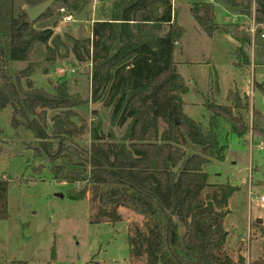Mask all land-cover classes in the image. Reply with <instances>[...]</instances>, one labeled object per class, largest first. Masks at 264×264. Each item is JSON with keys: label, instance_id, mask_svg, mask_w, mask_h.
Returning a JSON list of instances; mask_svg holds the SVG:
<instances>
[{"label": "trees", "instance_id": "16d2710c", "mask_svg": "<svg viewBox=\"0 0 264 264\" xmlns=\"http://www.w3.org/2000/svg\"><path fill=\"white\" fill-rule=\"evenodd\" d=\"M22 1L31 7L46 0ZM85 1L54 0L51 6L58 5L64 13L77 12ZM190 1L191 19L211 39L218 29L212 4ZM223 1L241 15L253 16L255 24H264V0ZM49 8L39 19L50 16ZM113 9L110 20L92 24L90 39L69 38L75 59L82 62L86 56L91 63L89 99L80 100L72 99L64 84L51 93L30 79L33 47L47 45L52 30L34 29L35 22H29L26 12L17 17L1 12L0 110L9 108L11 126H24L42 141L52 163L48 167L51 177L73 185L70 198L85 201L91 192V201L98 204L94 222L119 221V207L143 217L145 230L135 228L128 239L131 256L146 258L142 264H240L225 247L221 210L237 187L208 183L202 170L213 156L217 138L214 133L203 134L200 124L183 111L182 97L188 86L178 72L174 51L184 29L174 17L171 0H119ZM235 53L247 63L241 47ZM10 62H27L28 66L10 74ZM89 100L111 107L106 137L96 120L90 124L91 142L86 149L65 145V139L85 134L88 122L74 107ZM206 107L211 112L209 121L225 119L239 137L247 132V123L234 106L211 101ZM52 110L57 112L48 132L47 112ZM159 120L166 123L162 131ZM124 125L125 133L115 141L113 127ZM49 138L57 139L56 148L49 147ZM189 142L200 151L186 155ZM57 159L60 163L54 164ZM5 208L0 188V219L5 217ZM175 218L184 228L181 235ZM8 264L26 262L13 259Z\"/></svg>", "mask_w": 264, "mask_h": 264}, {"label": "rangeland", "instance_id": "374dc122", "mask_svg": "<svg viewBox=\"0 0 264 264\" xmlns=\"http://www.w3.org/2000/svg\"><path fill=\"white\" fill-rule=\"evenodd\" d=\"M118 1L86 0L77 12L65 13L53 5L49 8V17L35 21L33 27L37 31H53L49 43L35 44L31 53L30 79L36 87L56 93L54 88L60 89L64 84L72 99H89L91 63L86 56L82 62L75 59L69 40L88 38L86 34H79L77 39L65 35L66 26L61 23L66 16H71L70 24L80 26L83 32L93 22L110 20L115 14L113 5ZM211 1L212 6L222 3L237 18L245 16L223 0ZM171 2L177 22L184 29L174 51V62L188 86L182 97L183 111L200 124L203 134L214 133L217 138L213 156L202 170L208 175V183L237 187L227 205L221 207L222 226L227 232L225 247L240 264L264 263V206L255 200L250 202L249 197L250 191L264 195V43L252 34L253 22L242 25L237 20H228L230 15H225L220 4L214 5L218 29L207 39L186 11L188 0ZM27 7L22 0H1L0 13L7 11L17 17ZM239 47L247 63L237 57L235 51ZM27 66V62H10L8 72L14 74ZM211 101L234 106V112L247 123V132L239 137L231 132L225 119L209 121L211 112L206 102ZM74 109L86 119L88 126L81 138H67L65 145L86 149L91 142L90 124L96 120H100V132L106 137L111 107L89 100ZM55 112H47L48 132ZM10 114L9 108L0 110V180L4 181L0 188L6 207L5 217L0 219V264H8L13 259L26 264L144 263L145 257L131 256L128 243V231L145 230L143 217L130 208L119 207L123 220L94 222L93 213L98 204L91 201V192L85 201L70 198L73 185L51 177L48 167L52 163L44 153L42 141L35 139L32 131L24 126L13 128ZM73 120L79 126V120ZM158 125L160 131L166 127L162 120ZM125 131V125L113 127V139L120 141ZM46 141L49 147L56 148L57 139ZM199 151L198 145L189 142L186 146V155ZM59 163V159L54 162ZM41 164L44 169H35ZM257 218L261 222H256ZM175 221L181 235L184 228L176 218Z\"/></svg>", "mask_w": 264, "mask_h": 264}, {"label": "crops", "instance_id": "0c3cea01", "mask_svg": "<svg viewBox=\"0 0 264 264\" xmlns=\"http://www.w3.org/2000/svg\"><path fill=\"white\" fill-rule=\"evenodd\" d=\"M202 2H205V3H208L209 2V4L210 3H212V1L211 0H201ZM188 4H187V9H186V11H188V13L190 14V4H191V1L190 0H188V2H187ZM171 4H172V9H173V2H171ZM215 4H220V6L221 7H223V9H224V12H225V15L226 14H229L230 15V19H228V20H230V21H239L242 25H244V24H246L247 22L248 23H250V22H253L254 23V21H253V16H251V17H245V16H239V18H237L238 17V15H234L233 13H230V12H228L226 9H225V7H224V5L222 4V3H220V2H216V3H214V5ZM214 5H213V8H214ZM214 10V9H213ZM108 12H109V9L107 10ZM173 14H174V11H173ZM174 17H175V19H176V21H177V18H176V15L174 14ZM104 20H107V19H103L102 21H104ZM75 22V21H74ZM214 22H215V11H214ZM94 23V22H93ZM178 23V22H177ZM72 24H74V23H72ZM72 24H70V23H65L64 21H62V23H61V25H63V26H66V28L64 29V33H65V35H67V36H70V37H73V38H76L77 39V36L79 35V34H86L85 36L88 38V39H90L91 38V26H89V27H86L85 28V31H83L82 32V30L80 29V26H73ZM215 24H217L216 22H215ZM218 25V24H217ZM67 26H69V27H67ZM71 26V27H70ZM58 32H59V30H61L60 28H58V29H56ZM53 32V31H52ZM264 76V75H263ZM259 83V82H258ZM260 83H262V82H260ZM118 214L121 216V219L119 220V221H121V220H123V217H122V215H121V212H120V208H118ZM131 229V228H130ZM140 229V228H139ZM132 231L130 230V232L128 231V235H129V237L132 235V233H131ZM142 258V257H141ZM255 264H256V262H255Z\"/></svg>", "mask_w": 264, "mask_h": 264}, {"label": "built area", "instance_id": "2783aa9c", "mask_svg": "<svg viewBox=\"0 0 264 264\" xmlns=\"http://www.w3.org/2000/svg\"><path fill=\"white\" fill-rule=\"evenodd\" d=\"M96 1V0H93ZM61 13H64V9H60ZM65 23H71L72 21V17L71 16H66L63 20ZM252 34L264 43V24H255L253 23V29L251 30ZM261 148V146L259 147ZM249 197H250V202L251 201H257L259 202L262 206H264V195H260L258 196L257 194H255L254 192H249Z\"/></svg>", "mask_w": 264, "mask_h": 264}, {"label": "water", "instance_id": "95a60500", "mask_svg": "<svg viewBox=\"0 0 264 264\" xmlns=\"http://www.w3.org/2000/svg\"><path fill=\"white\" fill-rule=\"evenodd\" d=\"M53 2L54 0H46L35 6L27 7L26 13L29 17V22H35L38 20L48 10ZM256 222H261V219L257 218Z\"/></svg>", "mask_w": 264, "mask_h": 264}]
</instances>
